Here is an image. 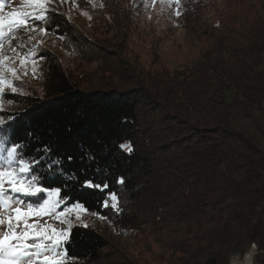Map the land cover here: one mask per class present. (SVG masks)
<instances>
[{
	"label": "trees",
	"instance_id": "obj_1",
	"mask_svg": "<svg viewBox=\"0 0 264 264\" xmlns=\"http://www.w3.org/2000/svg\"><path fill=\"white\" fill-rule=\"evenodd\" d=\"M262 9L238 25L209 26L210 42L189 68L147 74L130 88H80L54 66L50 94L27 97L4 127L13 142L28 145L25 155L61 161L64 174L43 184H66L61 195L68 204L106 217L107 193L115 192L119 204L127 200L134 218L140 216L136 228L160 234L159 264H230L231 255L244 254L252 243L260 254L264 2ZM51 24L74 36L62 14L54 13ZM245 119L258 137L242 127ZM85 180L108 188L85 187ZM110 247L96 227L75 225L67 264H107Z\"/></svg>",
	"mask_w": 264,
	"mask_h": 264
},
{
	"label": "rangeland",
	"instance_id": "obj_2",
	"mask_svg": "<svg viewBox=\"0 0 264 264\" xmlns=\"http://www.w3.org/2000/svg\"><path fill=\"white\" fill-rule=\"evenodd\" d=\"M264 0H51V10L45 33L37 31L29 41L28 34L18 32L13 47L37 48L36 71L27 64V75L20 61L24 50L14 54L6 45L4 53L17 68L20 79L15 81L17 93L5 90L0 99V116L8 117L26 107L29 96L50 94L49 78L54 66L66 73L69 80L84 89H126L137 86L147 74L174 75L191 66L210 40L206 32L230 21L238 25L262 12ZM9 7H20L23 0H8ZM62 14L72 26V33L62 35L52 29L51 16ZM211 29V28H210ZM10 76V74H9ZM251 136V121L241 123ZM46 198V194H40ZM39 199V198H28ZM127 203V204H126ZM71 205V204H69ZM119 211L110 208L109 216L81 211L79 219L70 216V230L75 225L94 226L111 241L107 264H159V235L152 230L137 229L134 208L127 200L118 204ZM103 217V219L101 218ZM48 223L55 222L45 217ZM41 221V223L44 222ZM145 223L139 222L138 225ZM59 229V225H55ZM249 250V248H248ZM248 250L246 252H248ZM245 252V253H246ZM255 255L264 264V251ZM59 259L63 260L64 257Z\"/></svg>",
	"mask_w": 264,
	"mask_h": 264
},
{
	"label": "snow or ice",
	"instance_id": "obj_3",
	"mask_svg": "<svg viewBox=\"0 0 264 264\" xmlns=\"http://www.w3.org/2000/svg\"><path fill=\"white\" fill-rule=\"evenodd\" d=\"M8 7V0H0V99L4 97L6 89L11 94L17 93L15 81L20 79L18 73L21 70L5 55V46L14 54L17 48L24 50V58L20 61L23 73L27 75L29 62L35 73V61L42 59L37 57V48L34 46L26 49L24 43L13 47L11 42L18 32L27 33L29 41L35 39L37 31L42 34L46 32V28H38L36 23L47 24L51 0H23L20 7L6 11ZM4 124L5 119L0 116V264H67L69 257L66 245L70 241L71 227L69 217L74 215L79 219L81 211L86 212L87 209L79 202L68 204V198L61 195L66 184L44 186L45 179H55L57 173L64 174L61 161L54 159L45 163L47 155L39 158L25 155L28 145L13 142ZM121 147L131 151L127 144ZM43 151L47 154L50 149L45 147ZM69 179L75 180L77 177L72 175ZM119 182L123 184L122 179ZM83 183L85 187L102 192L108 188L107 183L102 185L91 180ZM42 193L46 194V198L41 197ZM118 204L119 197L115 192L107 193V198L102 201V207H111L117 211ZM45 217L59 225V229L44 220Z\"/></svg>",
	"mask_w": 264,
	"mask_h": 264
},
{
	"label": "built area",
	"instance_id": "obj_4",
	"mask_svg": "<svg viewBox=\"0 0 264 264\" xmlns=\"http://www.w3.org/2000/svg\"><path fill=\"white\" fill-rule=\"evenodd\" d=\"M259 252L257 249V245L255 243H252L249 247L248 252L244 254L235 253L231 255L230 257V264H259L255 260V255ZM251 253L252 256L250 259L247 258V255Z\"/></svg>",
	"mask_w": 264,
	"mask_h": 264
},
{
	"label": "bare ground",
	"instance_id": "obj_5",
	"mask_svg": "<svg viewBox=\"0 0 264 264\" xmlns=\"http://www.w3.org/2000/svg\"><path fill=\"white\" fill-rule=\"evenodd\" d=\"M251 256H252V254H251V253H249V254L247 255V258H248V259H250V258H251Z\"/></svg>",
	"mask_w": 264,
	"mask_h": 264
}]
</instances>
